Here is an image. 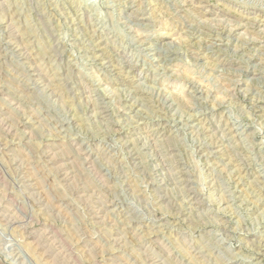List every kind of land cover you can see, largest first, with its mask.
Masks as SVG:
<instances>
[{
    "label": "rangeland",
    "instance_id": "374dc122",
    "mask_svg": "<svg viewBox=\"0 0 264 264\" xmlns=\"http://www.w3.org/2000/svg\"><path fill=\"white\" fill-rule=\"evenodd\" d=\"M0 264H264V0H0Z\"/></svg>",
    "mask_w": 264,
    "mask_h": 264
}]
</instances>
